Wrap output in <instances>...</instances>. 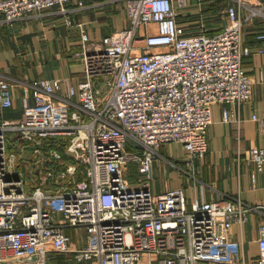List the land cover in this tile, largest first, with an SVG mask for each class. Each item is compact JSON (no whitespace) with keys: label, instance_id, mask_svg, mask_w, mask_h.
<instances>
[{"label":"built area","instance_id":"built-area-1","mask_svg":"<svg viewBox=\"0 0 264 264\" xmlns=\"http://www.w3.org/2000/svg\"><path fill=\"white\" fill-rule=\"evenodd\" d=\"M68 1L0 0V12L13 22ZM187 3L126 0L129 27L100 39L82 34L73 57L84 69L75 80L27 83L33 101L25 96L21 118L0 123V264H51L54 253L58 264H155L154 257L156 264H199L219 259H208L205 247L234 246L233 225L258 206L230 195L189 205L182 187L154 191V163L171 142L205 159L213 105L251 100L242 62L252 49L241 36L248 21L264 18V0H235L221 29L190 36L177 20ZM257 37L264 40V31ZM98 80L111 87L105 96ZM14 103L13 86L0 75V106ZM223 116L233 120L227 109ZM253 118L264 129V117ZM16 139L32 143L31 163H55L36 186L20 169L26 146L8 149ZM245 152L262 171L264 146ZM131 163L137 182L128 179ZM70 228L80 231V245ZM259 232L253 264H264V222Z\"/></svg>","mask_w":264,"mask_h":264},{"label":"crops","instance_id":"crops-1","mask_svg":"<svg viewBox=\"0 0 264 264\" xmlns=\"http://www.w3.org/2000/svg\"><path fill=\"white\" fill-rule=\"evenodd\" d=\"M233 3L235 0H188L177 20L186 29L185 36L200 31L213 33L226 23V8ZM241 10L247 14L249 8L245 6ZM129 25L126 0H69L13 22H6L0 12V75L12 84L15 101L11 107L0 106V123L21 118L24 97L33 101L32 89L27 84L32 80L65 75L75 80L82 74L83 63L73 55L84 46L83 33L100 39ZM153 30L156 31V26ZM262 31L263 17L252 18L242 30V43L252 49L242 63L253 80V96L241 103L213 105L206 158L193 159L181 143L171 142L161 147L160 157L154 163V191L182 187L189 205L195 199L206 202L230 195L258 206L249 211L242 225H233L230 235L233 247L207 246L204 248L207 258L219 259L199 264H253L259 258V227L264 222V168L257 171L245 150L264 146V129L253 118L255 114L264 117V52L257 50L264 47V40L257 37ZM166 49L153 47L150 51ZM224 109L229 110L233 120H224ZM38 162H30L38 175L55 164ZM132 169L130 165V170L138 176L133 175L130 180L137 182L141 173L136 164ZM76 241L74 245L82 243L78 239L75 244Z\"/></svg>","mask_w":264,"mask_h":264},{"label":"rangeland","instance_id":"rangeland-1","mask_svg":"<svg viewBox=\"0 0 264 264\" xmlns=\"http://www.w3.org/2000/svg\"><path fill=\"white\" fill-rule=\"evenodd\" d=\"M98 87L100 89L99 93L101 96H105L106 93H108L111 89L110 86L106 85V83L104 81L98 80ZM16 144L18 145L19 143L24 144L26 146V150L24 152V159L20 161L19 165H20V169L23 170L25 172V178L29 180V182L33 185L36 186L39 181H38V173H34V169L31 168L30 162L33 159V155H34V147L32 145V143L28 140H18L16 139ZM17 146H9L8 145V149L9 150H15ZM135 164L131 163V170H133L132 168H134ZM130 170V173L128 175V179H131V176L133 177V175H135V177L137 178V174H135V172H132ZM79 178H81V175H78ZM68 232L73 236L74 240H78L81 237V233L80 231L76 230L75 228H70L68 229ZM61 257L59 255H57L56 253L53 254V260L51 261V264H58L59 259ZM154 261L156 264V257H154Z\"/></svg>","mask_w":264,"mask_h":264}]
</instances>
